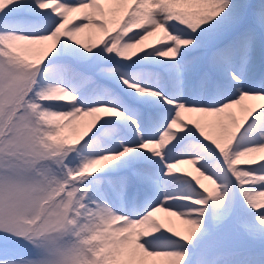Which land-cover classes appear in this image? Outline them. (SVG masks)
I'll list each match as a JSON object with an SVG mask.
<instances>
[{"label": "snow or ice", "instance_id": "obj_1", "mask_svg": "<svg viewBox=\"0 0 264 264\" xmlns=\"http://www.w3.org/2000/svg\"><path fill=\"white\" fill-rule=\"evenodd\" d=\"M0 264H264V0H0Z\"/></svg>", "mask_w": 264, "mask_h": 264}]
</instances>
